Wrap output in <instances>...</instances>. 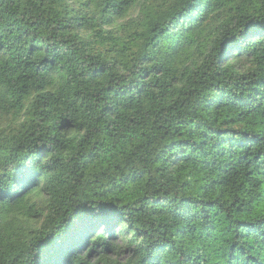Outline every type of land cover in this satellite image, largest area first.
<instances>
[{
    "label": "trees",
    "instance_id": "trees-1",
    "mask_svg": "<svg viewBox=\"0 0 264 264\" xmlns=\"http://www.w3.org/2000/svg\"><path fill=\"white\" fill-rule=\"evenodd\" d=\"M0 264H264V0H0Z\"/></svg>",
    "mask_w": 264,
    "mask_h": 264
}]
</instances>
